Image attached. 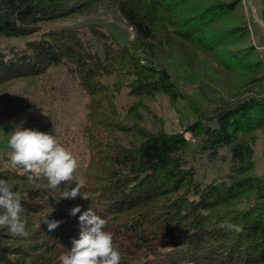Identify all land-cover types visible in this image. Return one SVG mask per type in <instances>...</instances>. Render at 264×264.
Returning <instances> with one entry per match:
<instances>
[{"label":"trees","instance_id":"trees-1","mask_svg":"<svg viewBox=\"0 0 264 264\" xmlns=\"http://www.w3.org/2000/svg\"><path fill=\"white\" fill-rule=\"evenodd\" d=\"M241 5L242 0H0V37L24 40L0 50V83L63 66L87 98L81 133L88 151L81 173L86 199L74 200L61 199L43 176L29 179L0 152V179L20 195L29 232L19 237L0 228V264H60L79 238V216L89 208L105 219L120 264H264V176L254 173V144L258 133L264 137V57L249 42ZM94 6L116 9L131 39L121 44L97 23L41 29L42 23L88 14ZM202 56L229 84V95L210 107L181 87L179 67ZM157 96L187 104L182 130L141 123L139 110ZM121 97L132 101L123 107ZM196 155L227 161L228 171L203 184ZM77 205L80 212L71 215ZM46 217L61 223L52 231L44 223L34 227ZM225 223L239 231L220 227Z\"/></svg>","mask_w":264,"mask_h":264},{"label":"rangeland","instance_id":"rangeland-1","mask_svg":"<svg viewBox=\"0 0 264 264\" xmlns=\"http://www.w3.org/2000/svg\"><path fill=\"white\" fill-rule=\"evenodd\" d=\"M260 0H242L239 9L249 31V42L264 57V23L261 19ZM97 23L113 34L119 43H127L132 32L114 8L94 6L88 14H75L54 22L41 24V29L79 27L82 24ZM23 39L0 37V50L10 45H21ZM264 61V59H263ZM185 81L183 91L205 107L229 95L228 79L209 58L199 57L190 67H179ZM122 98V99H121ZM122 106L132 100L121 97ZM86 96L76 79L61 65L52 66L45 73L0 83V152L8 156L11 149L8 140L17 125L54 135L56 140L78 160L75 173L81 179L86 165L88 151L84 135ZM146 109H140L142 124L149 129L177 132L187 124V104H171L162 96L146 102ZM123 106V107H124ZM189 141L194 142L190 136ZM222 152H225L222 150ZM254 173L264 176V137L257 134L254 144ZM197 177L205 184L228 171L227 161H207L202 155L194 156ZM75 184V182H73Z\"/></svg>","mask_w":264,"mask_h":264},{"label":"clouds","instance_id":"clouds-1","mask_svg":"<svg viewBox=\"0 0 264 264\" xmlns=\"http://www.w3.org/2000/svg\"><path fill=\"white\" fill-rule=\"evenodd\" d=\"M8 147L11 149L12 166L23 168L25 173L30 174L29 179L43 176L49 188L61 191V199H86L82 195L85 181L75 175L79 168L78 160L54 135L17 125L8 140ZM73 182L75 187H72ZM62 184L63 190L60 187ZM23 212L20 195L7 181L0 179V228H7L15 236L28 237L26 221L21 219ZM78 212L79 205L70 214ZM42 223L52 231L61 221L46 217L34 227L39 229ZM79 223V238L73 239L69 251L59 257L60 264H120L119 245L114 242L113 235L104 230L105 219L89 208L79 216ZM220 227L239 231L231 223L221 224Z\"/></svg>","mask_w":264,"mask_h":264},{"label":"built area","instance_id":"built-area-1","mask_svg":"<svg viewBox=\"0 0 264 264\" xmlns=\"http://www.w3.org/2000/svg\"><path fill=\"white\" fill-rule=\"evenodd\" d=\"M184 136H185V138H186L187 140L190 139V135H189L188 133H185Z\"/></svg>","mask_w":264,"mask_h":264}]
</instances>
